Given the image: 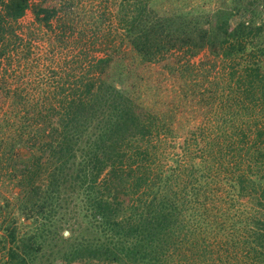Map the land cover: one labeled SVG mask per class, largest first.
<instances>
[{
	"label": "trees",
	"instance_id": "1",
	"mask_svg": "<svg viewBox=\"0 0 264 264\" xmlns=\"http://www.w3.org/2000/svg\"><path fill=\"white\" fill-rule=\"evenodd\" d=\"M49 1L0 0V61L29 10L59 21L62 53L47 89L0 80V185L17 191H0V264H264V0H119L121 43L92 60L96 41ZM150 65L209 88L146 104Z\"/></svg>",
	"mask_w": 264,
	"mask_h": 264
},
{
	"label": "rangeland",
	"instance_id": "2",
	"mask_svg": "<svg viewBox=\"0 0 264 264\" xmlns=\"http://www.w3.org/2000/svg\"><path fill=\"white\" fill-rule=\"evenodd\" d=\"M66 3V6H70L72 10L71 17L73 18V25L75 39L78 33H85L87 37L84 39L86 42L96 41V47L88 46L89 59H97L109 54L113 47H117V43H121L120 36L117 35V31L120 29L119 20L115 19L116 11L119 8V0H61ZM54 0H50L49 4H54ZM62 3V2H61ZM62 5V4H61ZM166 9H203L205 11L217 10L218 8L232 9L231 2L229 0H165L163 5H159ZM64 13L59 15V18H63ZM54 31H50L46 27L39 25L35 21L32 10H29L26 15L16 25L17 33L20 35L22 42L17 47L16 51L11 50L10 57L3 58L0 61V80L2 77H6L7 85L11 89L18 87L28 88L30 92L41 89H47L48 83L53 82V79L59 80L57 71L59 68L58 62L61 52H51V44L58 46L56 40V33H61V30L57 28L59 21L57 19L52 22ZM99 28V29H98ZM96 30V31H95ZM60 39V38H59ZM32 40V42H30ZM83 40V41H84ZM30 42V44H29ZM70 44V40H69ZM100 46L105 50H97ZM77 49H82L78 47ZM75 54L76 50H64ZM51 53V54H50ZM66 54V53H65ZM64 56V55H63ZM72 56V55H70ZM204 57V53L195 58L192 62L199 63ZM207 65L208 69L209 66ZM56 73V75H54ZM82 73L78 70V74ZM165 73V74H164ZM167 70L161 68L160 65H150L145 68L143 73V82L141 84L140 99L144 100L146 104L156 105L160 107L163 104L169 102L176 104L177 107L183 108L186 102L190 104L192 93L200 92L208 89L209 85L202 83L197 85L192 84V80H187L186 83L180 82L181 85H171L169 80H165ZM215 72L209 78V81L213 80ZM183 75L188 77V72L183 71ZM180 79L178 80L179 83ZM185 83V84H184ZM1 84V83H0ZM203 85V86H202ZM182 93V94H180ZM183 93L187 94V98H184ZM7 106L0 98V111ZM3 111V110H2ZM2 112H0L1 114ZM185 120L182 116H178L179 119ZM194 120L193 117L189 118ZM203 118H198L201 121ZM0 191L6 196L12 197L11 193L17 191L9 189L6 192L0 185ZM69 235L66 231L65 235ZM66 235V236H67Z\"/></svg>",
	"mask_w": 264,
	"mask_h": 264
},
{
	"label": "water",
	"instance_id": "3",
	"mask_svg": "<svg viewBox=\"0 0 264 264\" xmlns=\"http://www.w3.org/2000/svg\"><path fill=\"white\" fill-rule=\"evenodd\" d=\"M66 235H67V233H66Z\"/></svg>",
	"mask_w": 264,
	"mask_h": 264
}]
</instances>
